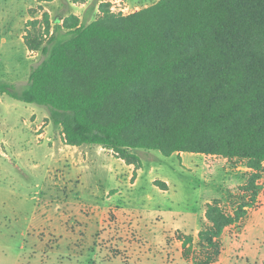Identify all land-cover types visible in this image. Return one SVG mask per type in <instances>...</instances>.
Here are the masks:
<instances>
[{"label": "trees", "instance_id": "16d2710c", "mask_svg": "<svg viewBox=\"0 0 264 264\" xmlns=\"http://www.w3.org/2000/svg\"><path fill=\"white\" fill-rule=\"evenodd\" d=\"M23 42L42 59L27 88L0 82V95L45 106L67 144L100 145L134 166L140 149L244 161L241 204L231 214L205 206L199 242L218 255L264 171V0H157L128 14L100 3L89 22L53 24L43 11Z\"/></svg>", "mask_w": 264, "mask_h": 264}, {"label": "rangeland", "instance_id": "374dc122", "mask_svg": "<svg viewBox=\"0 0 264 264\" xmlns=\"http://www.w3.org/2000/svg\"><path fill=\"white\" fill-rule=\"evenodd\" d=\"M156 1L0 0V82L11 83L16 91L27 88L31 67L39 63L42 56L37 51L28 50L24 45L23 37L27 21L40 18L43 11L49 13L52 24L55 20L70 14L76 15L82 22H89L99 15L100 3H108L111 11L128 14ZM39 133L43 134L38 137L37 134ZM61 134V127L52 123L49 118V111L45 106L24 103L11 98L6 93L0 95V145L24 147L23 156L25 161H27V157L34 156L35 161L40 162L39 168L27 173V175L19 174L15 169V171L9 169L11 173L7 178L4 169H2V164L0 165V185L4 187L13 185L15 187L30 186V190H33V193H31L32 199L26 201L20 207L15 205L14 207L17 209L31 210L36 207H56L62 210L65 208V198L71 192V189L73 190L70 180L66 179L64 175L65 167L60 165L56 168H47L48 158L44 157V150H48L50 145L55 142L58 145L61 143L60 140L63 139ZM37 146L40 147L41 151L38 152ZM138 155L140 163L134 167L135 169H142L141 180L134 189H130L127 184V177L130 173L123 166L117 167V178H121L122 185L119 194L113 198V201L132 210L140 206L147 208L148 213L153 214V226L160 223L161 220L158 215H155V211L165 207L173 210L197 211L198 214H201L202 201L204 198H209L212 201L217 200L220 207L226 213L231 214L243 201L242 187L245 185L251 171L246 168L244 161L240 159L228 160L221 156L192 154L189 152H185L182 156L176 154L164 156L156 150L146 151L142 149L138 150ZM0 161L2 160L0 159ZM6 167L8 166L6 165ZM45 168L48 170L46 174H44ZM135 169L132 171L134 176L137 174ZM98 172L102 177H107L106 172H101V170ZM45 176L48 177L47 181ZM52 178L55 180H52ZM70 179L74 180L75 178ZM150 179H153V184H151ZM156 181H167L168 191L162 190L160 188L162 186ZM36 183H41V186L45 184L51 188L56 184L57 188L54 186L56 197L51 198V200L47 199V194L43 192V188L40 195L35 193L34 185ZM74 186L76 184L73 183ZM179 193L182 195L181 197L188 199V202L180 203L177 201V194L179 195ZM146 195L149 196V200ZM262 197H264V193L259 198L262 199ZM260 199H256L257 203L261 202ZM1 202L0 198V210L9 215L13 201H9L10 203H6L4 206ZM5 202L7 201L5 200ZM76 202H78L77 206L86 207L89 201L77 199ZM199 219V221H202L201 216H199ZM161 225L160 227L155 226L153 229H158V233L164 231L167 235L169 233L170 236H167L168 243H172V241L176 243L177 240L182 238V233L168 228L167 222L161 223ZM204 225V223L201 224L202 228L205 227ZM234 228L232 227L227 232L231 242L226 241V248L229 252H232L230 261L227 264H262L255 256L257 250L264 252V239H262V236L251 234L247 235L246 238H236V241L242 244L243 251L239 252L241 248L232 251V239L236 237L233 236L236 233ZM37 235L38 238L43 239L44 231L37 233ZM103 240L108 242L105 237ZM14 243L10 244L14 246ZM218 244L220 250V243ZM12 246L0 248V253H3L0 254V264H20L21 261L24 264H29L32 257L35 258V252H39L38 255L36 254L38 260L36 264H43L44 262L41 259L45 257V253L51 248L46 244V246L42 245L41 248H36L37 250L33 252L28 250L17 263L15 261L18 258V250ZM108 248L111 251H117L123 263L127 261L128 251L126 249H112L110 246ZM161 250L160 247H157L153 249V252L160 255L161 252L159 251ZM177 251V247L170 248L169 255L175 256L178 253ZM193 254L198 258L205 252L199 248ZM28 260L29 262H26Z\"/></svg>", "mask_w": 264, "mask_h": 264}, {"label": "crops", "instance_id": "0c3cea01", "mask_svg": "<svg viewBox=\"0 0 264 264\" xmlns=\"http://www.w3.org/2000/svg\"><path fill=\"white\" fill-rule=\"evenodd\" d=\"M42 134L39 133L37 136ZM61 135L63 138L60 140L61 143L58 145L55 142L50 145L48 150H44V157L48 158L47 168H56L60 165L65 167L64 175L66 179L70 180L73 190L71 189L65 198L64 209L56 207L17 209L14 207L15 205L20 207L32 199L33 190H30L31 187L0 185L2 205L13 201L9 215L0 210V248L10 247L12 246L10 243L16 242L12 246L18 250V258L15 262L18 263L26 251L33 252L37 250L36 248L48 244L51 248L41 259L43 264H227L232 253L226 248V241L231 242L227 232L232 227H235L236 232L233 234L236 237L232 239V251L242 247L236 238H246L247 235L255 234L264 239V197H262V199L257 198L261 202L257 203L256 201L254 205L244 207L246 212L243 218L224 228L217 239L220 243L219 253L216 256H211L210 247L200 243L198 238L199 231L203 229L201 224L208 225L204 215L205 206L212 202L211 199L204 198L201 214H198L197 211L173 210L167 207L155 211V215L161 218L160 223L155 225L156 227L167 222L168 228L182 233V238L176 243L173 241V244L168 243L169 233L168 235L165 231L158 233V229H153L155 227L153 226V214L148 213L147 208L140 206L132 210L113 201V198L119 194L122 185L121 178H117V167L123 166L130 173L127 177L130 189H134L138 185L142 169H135L133 164H126L123 159L116 157L111 149L93 144L69 145L65 142L63 134ZM36 148L38 152L41 151L40 147ZM23 149L24 147L0 145V159L2 160L0 165L2 164L6 178L11 173L9 169L27 175L39 168L40 162L35 161L34 156L27 157V161L24 160L25 150ZM183 154L176 155L182 156ZM47 168H45L44 174L47 173ZM134 169L137 173L136 176L132 174ZM99 170L106 172L107 177H102ZM47 176H45L46 181L48 180ZM52 180L55 179L52 178ZM150 182L153 184V179H150ZM164 182L166 188L162 190L168 191V183ZM73 183L76 184L75 188ZM54 186L57 188L56 184ZM54 186L51 188L48 185L41 186V183H36L34 185L35 193L40 195L43 188L47 199L51 200L56 197ZM181 196L180 193L177 194V201L188 202V199ZM146 198L150 199L148 195ZM77 199L90 203L88 202L86 207H80L81 205L77 206ZM199 216L202 221H199ZM41 231H44L43 239L38 238L37 235ZM104 237L108 242L103 240ZM188 237H191L190 242L187 240ZM109 246L112 249H126L128 251L127 261L123 263L120 254L117 251H111ZM157 247L162 249L159 251L160 255L153 252V249ZM176 247L178 253L175 256L169 255L170 248ZM199 248L205 254L197 258L193 253ZM242 251L241 248L239 252ZM38 253H34L35 258L32 257L29 264L37 263ZM255 256L260 263L264 264V252L257 250ZM20 264L24 263L21 261Z\"/></svg>", "mask_w": 264, "mask_h": 264}, {"label": "built area", "instance_id": "2783aa9c", "mask_svg": "<svg viewBox=\"0 0 264 264\" xmlns=\"http://www.w3.org/2000/svg\"><path fill=\"white\" fill-rule=\"evenodd\" d=\"M256 183H257V184L259 185V187H260V189H259V193H258V195H257V198H259V197L262 196L263 193H264V171L262 172L260 178L257 180Z\"/></svg>", "mask_w": 264, "mask_h": 264}]
</instances>
